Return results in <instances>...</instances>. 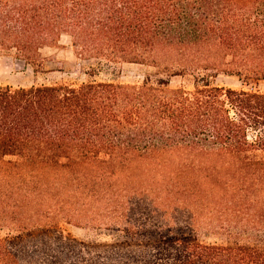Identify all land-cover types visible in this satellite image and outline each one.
Segmentation results:
<instances>
[{
  "label": "trees",
  "instance_id": "obj_1",
  "mask_svg": "<svg viewBox=\"0 0 264 264\" xmlns=\"http://www.w3.org/2000/svg\"><path fill=\"white\" fill-rule=\"evenodd\" d=\"M63 36L86 81L0 86V264H264V0H0V55Z\"/></svg>",
  "mask_w": 264,
  "mask_h": 264
},
{
  "label": "rangeland",
  "instance_id": "obj_2",
  "mask_svg": "<svg viewBox=\"0 0 264 264\" xmlns=\"http://www.w3.org/2000/svg\"><path fill=\"white\" fill-rule=\"evenodd\" d=\"M60 47H45L42 50L43 62L39 67L27 65L23 61L10 56L0 55V86L31 87L33 85H54L60 82L81 83L87 80L85 72L91 67V62L80 60L71 49L70 38L63 36ZM116 73H112V71ZM154 69L139 64H121L102 74L98 80L110 81L115 79L123 84H141L147 75H153ZM216 83L231 88H240V82L232 77L220 76ZM166 224H183L193 226L187 219L167 218ZM66 229L77 239L89 242L93 240L107 241L109 236L82 226H67Z\"/></svg>",
  "mask_w": 264,
  "mask_h": 264
}]
</instances>
